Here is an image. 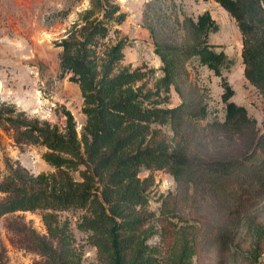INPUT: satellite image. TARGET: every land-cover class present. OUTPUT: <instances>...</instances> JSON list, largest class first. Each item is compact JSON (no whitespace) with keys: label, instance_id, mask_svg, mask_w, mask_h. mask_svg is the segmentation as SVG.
<instances>
[{"label":"trees","instance_id":"1","mask_svg":"<svg viewBox=\"0 0 264 264\" xmlns=\"http://www.w3.org/2000/svg\"><path fill=\"white\" fill-rule=\"evenodd\" d=\"M215 1L235 18L242 34L244 76L264 96V0ZM125 17L117 3L93 0L82 15L83 23L74 25L59 43L60 68L71 74L83 97L86 122L81 137L69 111L60 127L0 100V127L13 132L17 145L45 146L43 159L56 169L33 174L22 165L7 163L6 174L0 179V215L40 212L46 234L25 224H11L24 234L29 247L44 257L43 264H82L83 253L75 245L70 222L59 215L70 209L83 210L77 227L88 233V241L97 249V261L90 264H195L194 257L204 244L197 225H189V230L179 227L168 244L165 238L158 245L148 243L151 233L144 225L153 175L141 178L142 169L168 171L183 190L192 186L213 193L229 211L227 222L218 226L216 242L225 243L234 230L232 224L239 225V213L264 199V159L255 163L250 153L228 160L197 161L182 143L170 144L160 127L181 125L185 114L206 115L205 108L185 112L181 105L162 106L183 60L197 56L218 76L230 62L225 51L215 50L208 41L209 33L219 29L209 11L196 21L185 18L190 45L168 46L164 51L156 47L163 76L152 89H145L146 71L120 65L127 39L111 44L104 41L108 22L120 24ZM222 85L226 118L221 125L238 133L253 129L255 119L231 100L234 90L226 78ZM73 171H78L80 180ZM255 226L256 232L261 229L260 239L264 224Z\"/></svg>","mask_w":264,"mask_h":264},{"label":"rangeland","instance_id":"2","mask_svg":"<svg viewBox=\"0 0 264 264\" xmlns=\"http://www.w3.org/2000/svg\"><path fill=\"white\" fill-rule=\"evenodd\" d=\"M92 1L0 0V100L16 104L30 117L60 127L66 123L65 112L69 111L79 137L86 122L83 97L79 85L70 79L71 74L63 73L60 68L59 43L83 23L82 15L91 8ZM110 2L117 3L126 17L120 24L108 22L109 34L104 41L111 44L120 38L127 39L120 65L146 71L145 89L154 88L163 76L156 47L164 51L168 46L190 45L191 32L185 30V18L196 21L199 15L209 11L219 29L209 33L208 41L215 50L225 51L230 62L223 68L222 76H218L202 65L197 56L183 60L175 84L170 87L169 99L162 106L181 105L185 112L205 108L206 115L201 118L185 114L181 125L174 127L167 123L160 127L170 144L182 143L197 161L228 160L250 153L255 163L264 159V96L244 76L242 34L235 18L215 0ZM97 15L96 12L94 16ZM223 78L234 90L231 100L244 106L248 116L255 119L253 129L238 133L221 125L226 118ZM45 151L46 147L39 144L17 145L13 132L0 127V179L6 174L7 163L22 165L33 174L54 172L56 169L43 159ZM150 174L153 182L147 190L149 206L144 225L151 233L150 245H158L164 238L168 244L179 227L189 230V225H197L204 244L194 257L195 264H264V233L259 239L261 229L255 231V223L264 224V199L239 213V225L231 223L234 230L225 243L216 242L213 238L218 226L223 227L229 219L224 204L209 190L179 188L166 170L142 169L139 176L145 178ZM72 175L80 180L78 171ZM82 214L81 209L59 212L62 220L70 222L75 245L83 253L82 264H90L97 261V249L88 241V233L77 227ZM14 222L25 224L39 234L47 232L39 211L0 215V264H43L44 257L29 247L24 234L11 224ZM258 239L260 246L256 244Z\"/></svg>","mask_w":264,"mask_h":264}]
</instances>
